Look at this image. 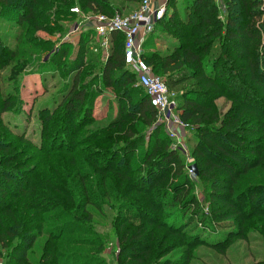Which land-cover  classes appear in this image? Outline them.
I'll return each mask as SVG.
<instances>
[{
  "label": "trees",
  "instance_id": "16d2710c",
  "mask_svg": "<svg viewBox=\"0 0 264 264\" xmlns=\"http://www.w3.org/2000/svg\"><path fill=\"white\" fill-rule=\"evenodd\" d=\"M142 1L0 0V16L15 22L19 30L14 39L25 47H7L0 38V257L5 264L97 260L94 252L76 247L96 242L95 236L89 237L95 232L92 222L105 208L115 214L140 212L131 223L116 216L119 264H179L166 256L153 258L163 243L153 244V234L144 226H157L161 214L167 221L160 226L172 240V249L185 246L184 264L190 263L200 235L195 228L182 231L181 222L190 218V210L199 209L190 190L193 180L164 126L157 124L151 97L128 66L125 34L110 33L108 56L96 66L106 88L121 89L116 114L112 104L100 119L94 115L100 94L96 83L83 82L87 39L80 38L77 57L70 63L69 46L55 50L52 40L38 36L63 28L74 15V2L86 13L127 16L124 12L134 5L139 8ZM223 1V12L215 0H186L183 8H173L168 19L173 29L164 26L174 38L163 43L168 50L142 51V56L176 93L182 121L196 126L191 141L198 176L209 184L211 202L220 204L213 216L235 221L231 225L239 228V238L247 234V218L264 216V49L259 54L253 45L264 28V0ZM52 51L51 62L57 69L69 67L70 79L40 113L41 141L36 144L6 121L5 114L23 110V101L5 91V85L16 80L19 69ZM12 64L16 68L6 79L4 72ZM223 96L233 102L225 114L216 106ZM131 149H139L134 157ZM134 190L139 199L124 198ZM137 219L142 226L135 227ZM103 247L101 243L98 248Z\"/></svg>",
  "mask_w": 264,
  "mask_h": 264
},
{
  "label": "rangeland",
  "instance_id": "374dc122",
  "mask_svg": "<svg viewBox=\"0 0 264 264\" xmlns=\"http://www.w3.org/2000/svg\"><path fill=\"white\" fill-rule=\"evenodd\" d=\"M186 0H152V2L157 3L158 7H164L163 12L156 18L153 31L147 35L148 37L144 39L142 44V51H167V47L163 44L164 42H170L174 38L169 33L165 32L164 26H169L173 29V26L169 25L168 19L173 11L178 10V7H182ZM220 10L225 11V3L223 0H215ZM71 8L72 17H69L68 20L64 22V27H58L53 34H47L44 32L38 33L39 37L42 39L52 40L53 47L56 50L65 45L70 47V54L67 57V61L72 63L77 57L78 45L80 38L84 37L87 39L86 49L88 52V58H86L87 67L84 70V80L86 84L96 83L94 89L100 94L97 96L94 105V115L97 118L104 117L109 113V106L113 104V115L117 112V94L120 90H115L112 88H106L103 82L99 79L100 71L97 69L99 65L104 63L106 57L109 53V47L112 45V41H109L108 44L104 42L103 36L98 34L96 23H97V14L86 13L77 6V2L72 5ZM175 6V7H174ZM137 5L131 6L130 11L124 12V14H131L137 9ZM163 20V21H162ZM161 21V22H160ZM263 22V16L258 20V25ZM257 25V26H258ZM18 26L10 19L3 18L0 16V38L3 40L4 44L10 48L19 47L25 50V47L22 44H17L14 37L18 33ZM149 38V44L147 39ZM254 48L258 49V53L262 54L261 51L264 49V28L257 33L256 39L253 42ZM27 47V46H26ZM31 51V49H30ZM6 52V51H5ZM28 52V51H27ZM32 52V51H31ZM30 52V53H31ZM53 52L44 53L40 61L35 63L26 64L24 68L17 69L16 80H9L5 85V91H10L17 96L20 100L23 101V110L11 112L5 114L6 121L9 122L15 128L16 133L23 134L34 143H39L41 141V131H42V122H41V112L43 108L49 106V103L57 94L64 84L69 81V76L67 68L63 70L62 66H59V70L56 68L55 64L51 62ZM2 53V50L0 51ZM5 55H8L5 53ZM34 55V53H33ZM98 57V58H97ZM96 59L97 61H94ZM23 60V58H22ZM97 66V67H96ZM16 68L15 65H9L8 70L4 73L6 79H11L10 70ZM13 74V71H12ZM161 77V76H160ZM163 78V77H161ZM102 92V93H101ZM264 103V101L262 102ZM179 102L176 101L174 112L179 114L178 109ZM233 102L230 98L223 96L216 101V106L219 108V111L222 114H225L229 111ZM261 106L260 108H263ZM111 112V111H110ZM159 117V112H158ZM109 118L103 119L100 121V125L107 122ZM159 119V118H158ZM158 121V120H157ZM164 126L163 132L166 133V137L170 139L172 148L178 150V154L185 164V170L191 176L192 182L190 190L192 194L197 198V204L195 205L199 209L192 212L190 210L186 217L190 215V218H184L181 222V230L194 229V233L200 235L198 240H195L197 246L192 250L194 255L190 259L189 264H260L264 262V216H252L248 220V230L247 234L244 237H239L236 235L239 233V228L232 226L234 222L227 223V221L222 218V215L213 216L212 211L214 212L219 208L218 203H212L209 198L210 187L204 179H200L198 159L194 155V143L191 141L196 133V126L185 124L184 126H178L174 124L173 131L176 133V137H171L167 126L164 123H159ZM99 125V124H98ZM151 132L148 134V136ZM260 137V140L263 139ZM139 149H131L130 157H134L138 153ZM192 166H196L197 171L192 169ZM31 168V167H30ZM165 171V170H161ZM172 178V176H171ZM136 197L139 199L141 196L135 193V190L124 197L125 199H130ZM132 200V201H135ZM158 204V202H156ZM179 204L178 206H180ZM189 207V206H188ZM193 207V208H196ZM137 208V207H136ZM139 208V207H138ZM164 210L173 211L171 208L164 207ZM122 215V219H128L134 215H140L138 209H126L116 213L111 211L109 208H105V214L97 218L93 223V228L95 232H91L94 235L89 237H96V242H88L82 246L76 247L81 248L84 251L94 252L96 254L97 260L86 259L79 260L76 264L86 263V264H119L118 259L120 255V246L117 242V229L115 228V219L116 216ZM183 216V214H182ZM142 217V216H141ZM167 221L166 218H163V215L157 217V226H144L149 231V234H153L155 239L153 244L157 246L153 252V258H172L177 259L179 264H184L185 260V246L177 247L172 249L173 246L170 244L169 236H167L163 226H160V222ZM174 221V220H173ZM135 227L142 226V220L137 219L133 220ZM171 223V222H170ZM86 228L89 229L88 222H86ZM189 225V226H188ZM91 227V228H92ZM90 230V229H89ZM136 230V228H135ZM243 236V235H242ZM248 238V239H247ZM161 239L160 242L158 240ZM86 241V240H85ZM219 242V248L215 249L212 247L213 243ZM103 243L104 247L102 250H99V245ZM170 245V246H169ZM164 247V248H163ZM172 249V250H171ZM184 251V252H183ZM157 253V254H156ZM192 253V254H193ZM156 254V255H155ZM3 262L4 258L0 257ZM183 260V262H182ZM5 264V263H4Z\"/></svg>",
  "mask_w": 264,
  "mask_h": 264
},
{
  "label": "built area",
  "instance_id": "2783aa9c",
  "mask_svg": "<svg viewBox=\"0 0 264 264\" xmlns=\"http://www.w3.org/2000/svg\"><path fill=\"white\" fill-rule=\"evenodd\" d=\"M164 7H155L152 0H143L140 7L127 16H108L97 14L96 28L98 34L103 36L104 42L112 41L110 33L119 31L125 34V54L130 70L138 75V82L141 84L159 112L158 122L165 123L171 137H176L173 131L174 124L184 126L178 113L174 112L176 105V93L171 91L163 78L153 73L151 67L142 56V44L155 25L156 18H159ZM0 264H4L0 258Z\"/></svg>",
  "mask_w": 264,
  "mask_h": 264
},
{
  "label": "crops",
  "instance_id": "0c3cea01",
  "mask_svg": "<svg viewBox=\"0 0 264 264\" xmlns=\"http://www.w3.org/2000/svg\"><path fill=\"white\" fill-rule=\"evenodd\" d=\"M155 7H158L159 5L157 3L152 2ZM149 35V34H148ZM148 36H146L147 38Z\"/></svg>",
  "mask_w": 264,
  "mask_h": 264
},
{
  "label": "water",
  "instance_id": "95a60500",
  "mask_svg": "<svg viewBox=\"0 0 264 264\" xmlns=\"http://www.w3.org/2000/svg\"><path fill=\"white\" fill-rule=\"evenodd\" d=\"M191 168H192V169H194L195 171H197V168H196V166H192Z\"/></svg>",
  "mask_w": 264,
  "mask_h": 264
}]
</instances>
